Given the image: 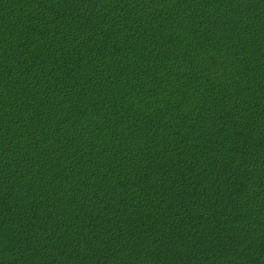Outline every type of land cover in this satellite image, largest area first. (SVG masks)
<instances>
[{
    "label": "trees",
    "instance_id": "16d2710c",
    "mask_svg": "<svg viewBox=\"0 0 264 264\" xmlns=\"http://www.w3.org/2000/svg\"><path fill=\"white\" fill-rule=\"evenodd\" d=\"M0 264H264V0H0Z\"/></svg>",
    "mask_w": 264,
    "mask_h": 264
}]
</instances>
